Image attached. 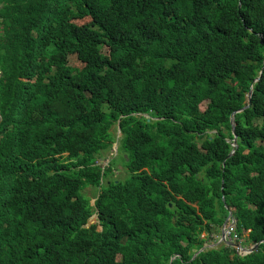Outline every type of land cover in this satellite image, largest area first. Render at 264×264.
<instances>
[{"label":"trees","instance_id":"16d2710c","mask_svg":"<svg viewBox=\"0 0 264 264\" xmlns=\"http://www.w3.org/2000/svg\"><path fill=\"white\" fill-rule=\"evenodd\" d=\"M152 14L168 30L171 43L189 50L183 56L191 58L193 66L190 82L195 102L189 105L191 87L179 96L172 87L182 108L178 117L169 118V131L189 124L193 114L199 127L169 136L162 130L153 135L123 124L122 147L128 154L130 177L108 183L93 205L80 190L89 183L91 171L99 168L80 159L68 165L72 174L66 180L67 193L44 196L32 206L46 223V231L16 239L0 221L1 264L65 260L70 264H264V244L258 254L245 258L231 248L206 249L210 236L217 234L213 227L221 228L229 216L226 208L236 220L238 242L244 238L248 245L264 242V73L253 86L252 107L236 115L238 148L228 158L233 139L230 115L247 106V96L263 68L264 0H160ZM70 30L79 49L88 53L78 40L79 28L70 25ZM3 40L13 44L2 46ZM2 47L8 57L15 54L10 60L16 75L11 91L0 89L3 146L20 139L41 111L56 107L78 112L70 99V79L50 41L29 34L22 40L4 39L0 28V51ZM24 57L38 62L46 77L32 72ZM205 99L211 104L200 113L197 104ZM208 130L218 131L212 141ZM201 169L205 170L202 180L196 177ZM99 183L98 178L93 184ZM71 199L76 211L64 208ZM94 214L99 216L102 234L99 226L81 229ZM29 237L31 245H26ZM88 238L84 248L74 255L67 253L74 243ZM40 239L50 244L42 249ZM14 242L19 245L14 247Z\"/></svg>","mask_w":264,"mask_h":264},{"label":"clouds","instance_id":"9594fccd","mask_svg":"<svg viewBox=\"0 0 264 264\" xmlns=\"http://www.w3.org/2000/svg\"><path fill=\"white\" fill-rule=\"evenodd\" d=\"M159 1L0 0L2 37L22 40L29 34L43 36L50 41L58 64L70 79L73 89L70 99L78 110L76 114L56 107L41 111L20 139L10 140L4 146L0 143V221L14 232L16 239L47 230L46 223L32 206L44 196L53 198L67 193L66 180L72 174L68 165L77 159L99 168V171H91L89 183L80 190V195L90 199L93 205L108 183L125 182L130 177L128 154L122 147L126 137L123 124L153 135L162 130L169 136L199 127V121L193 114L189 124L176 127L172 133L169 131V118L178 117L182 108L177 106L180 98L177 94L172 95V87H175L178 96L185 87H191L189 105L195 102L190 82L193 66L191 58L183 56L189 50L171 43L168 30L153 16L152 12L157 9ZM70 25L79 28L78 40L86 46L88 53L79 49L78 41L71 35ZM250 32L253 33V30L250 29ZM3 42L13 44L12 41L3 40L2 46ZM6 52L2 47L0 89L9 92L16 76L10 60L15 58V54L11 53L8 57ZM24 58L33 68L32 72L46 77L38 62ZM206 71L205 68L201 69L203 74ZM261 73L256 78H260L259 81L264 72ZM255 80L250 90L253 93V86L257 83ZM250 92L247 106L230 115L232 135L231 122L234 123L236 135V115L253 105V98L252 102L249 100ZM209 104L211 101L208 99L199 102L198 111L205 112ZM206 133L212 141L218 131L208 130ZM236 136L237 147H233L234 135L229 141L231 153L234 154L238 148ZM116 159L119 164L112 166ZM196 177L204 179L205 170H199ZM98 178L100 183L95 186L93 183ZM88 190H92L91 195L87 194ZM169 207L173 208L172 205ZM64 208L76 211L72 199ZM226 209L229 216L220 228L221 232L210 236L211 243L217 248L219 245L231 248L242 258L258 254L264 242L248 245L245 238L238 242L235 236L236 220L232 211ZM99 224V216L94 214L81 229L89 231ZM98 230L101 234L104 231L101 226ZM89 239L74 243L67 253L74 255L85 247ZM102 240H105L103 235ZM13 244L14 247L19 245L16 242ZM25 244L31 245L30 237L26 238ZM2 251L0 249V253ZM2 261L0 258V264ZM59 264L70 262L65 260Z\"/></svg>","mask_w":264,"mask_h":264},{"label":"rangeland","instance_id":"374dc122","mask_svg":"<svg viewBox=\"0 0 264 264\" xmlns=\"http://www.w3.org/2000/svg\"><path fill=\"white\" fill-rule=\"evenodd\" d=\"M118 164H119V160L116 159V160L113 161L112 166H117ZM91 193H92V190H88L87 194L91 195ZM215 231L218 234L219 232H221V229L220 228H215ZM40 240L42 242V249L46 248L50 244L49 241H45L44 239H40ZM206 246H212V247L217 248V246H214V244H212L211 242L209 243V245H206ZM220 247H222V246L219 245L217 249H219Z\"/></svg>","mask_w":264,"mask_h":264},{"label":"water","instance_id":"95a60500","mask_svg":"<svg viewBox=\"0 0 264 264\" xmlns=\"http://www.w3.org/2000/svg\"><path fill=\"white\" fill-rule=\"evenodd\" d=\"M263 72H264V65H263V68H262V73H263ZM262 73H261V74H262ZM259 79H260V78L256 79V80H255V83L258 82ZM253 95H254L253 91L250 92V95H249V100H250V102H252ZM231 124H232V130H233V135H234L233 147H237V136L235 135V126H234L233 121L231 122ZM232 155H234V152H232V153L228 156V158H230ZM230 215H231V214H230ZM92 223H93V222H92ZM225 226H226V224H225ZM225 226H224V228H225ZM257 247H259V245H257Z\"/></svg>","mask_w":264,"mask_h":264}]
</instances>
